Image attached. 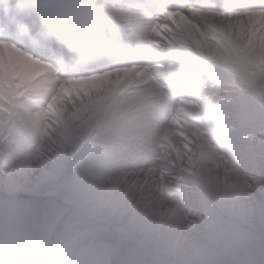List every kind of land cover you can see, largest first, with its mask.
<instances>
[{
	"label": "bare ground",
	"instance_id": "obj_1",
	"mask_svg": "<svg viewBox=\"0 0 264 264\" xmlns=\"http://www.w3.org/2000/svg\"><path fill=\"white\" fill-rule=\"evenodd\" d=\"M55 1L37 0L36 6ZM19 3L0 0V8ZM88 4L101 21L94 31L99 46L132 55L134 65H113L100 73L66 78L59 76L60 64L0 44V140L5 146L0 159V224L2 220L7 224L6 231L0 232V246L10 232H30L36 243L43 241L39 250L45 245L47 255L64 256L61 241L78 227L88 230L81 239L99 245L103 234L95 226L89 229L97 224L109 228L110 237L116 239L129 237L139 244L147 240L151 250L145 253L135 244L133 248L129 242L122 245L127 263L134 250L152 262L202 264L189 250L197 238L186 225L188 211L181 196L180 187L189 176L198 179L194 184L198 196L206 197L219 213L216 219L198 220L193 229L198 241L202 238L203 244L214 246L221 239H231L237 224H249L255 232L263 229L264 205L247 193L258 174L236 165L227 148L215 145L204 129L205 118L220 114L224 107L234 132L249 140L255 131L254 143L264 141V121L250 109L264 111V7L187 9L186 15L173 18L141 14L130 23L125 7H110L102 0ZM126 28L129 37L123 34ZM114 36L116 46L108 42ZM172 48L189 52L193 63L187 64L197 68L177 83L166 79L177 73V68L165 64ZM206 61L212 62V76L218 82L207 97L224 96L226 103L215 104L209 107V115L200 116L192 110L207 109L208 98L202 96L204 86L191 81L193 75L207 74ZM12 91L20 98L10 112ZM174 92H184L179 94L183 98L172 97ZM110 117L120 120L125 129L129 125L132 133L116 134L108 127ZM79 158L93 163L94 176L77 168ZM159 163L173 165L179 175ZM37 185L45 205H56L58 197H65L76 212L63 214L51 230L46 218L37 219L34 211L25 217L24 200L17 195L32 194ZM66 216H75L78 227ZM36 252L37 247L34 254L21 253L6 263L38 264L43 256ZM49 256L39 264H54ZM211 257L205 264L214 260ZM65 264L77 263L66 258Z\"/></svg>",
	"mask_w": 264,
	"mask_h": 264
},
{
	"label": "rangeland",
	"instance_id": "obj_2",
	"mask_svg": "<svg viewBox=\"0 0 264 264\" xmlns=\"http://www.w3.org/2000/svg\"><path fill=\"white\" fill-rule=\"evenodd\" d=\"M31 5V4H29ZM187 18V17H186ZM194 21V20H193ZM196 23V21H194ZM182 37V36H181ZM182 40V39H181ZM186 46H189L187 44ZM173 51L171 52L173 59L178 62L179 64H174L172 60L167 61L166 63H169L170 69H173L174 71L177 70V73L180 75H175V79L173 83L180 82L179 78L181 76H192L193 73L197 72V68H195V64H187V63H193V60H189V56L191 54L189 52H185L183 48H172ZM117 62H120L118 60ZM134 61H130L127 65L124 66H130L134 65ZM206 64H208L207 67V74H205L204 77L196 78L195 75H193V79L191 81V84H197V87L204 86L203 97H207L210 94H213V85L218 83L215 79L216 77L212 76L213 71L211 70L213 67L212 62L206 61ZM102 67H88L83 68L80 71L74 70L71 67L69 69L64 68L63 72L61 73V77H74V76H86L90 74H96L103 72L105 70V66ZM74 73V74H73ZM214 80V81H213ZM182 82V81H181ZM208 86V87H207ZM218 87V86H217ZM208 99H205V105L207 109L198 110L197 107H194L197 114L202 115H209V107L220 104V103H226V97L224 96H215V97H207ZM202 104H204V100H202ZM199 105V104H197ZM220 110V114H217L215 116H210V118H205V120L208 122L207 128L204 130L207 132V136L212 139V142H214L215 145H217L219 148H227V151L229 152V155L231 158L235 161L236 165H241L243 169H247V171L250 174H258L257 180L255 183L248 184V191L247 193L249 196L255 198L260 204L264 205V141H258L259 143H254L255 138V131L251 132V135L249 140L246 138H243L241 134H238L234 129H236L234 126L230 125L229 122L231 120V117L224 114L225 108ZM251 114L260 116V120L264 121V111L258 110L251 106ZM109 120L111 121L110 124H108V127H112L113 131L122 136H129L131 131V127L128 125V130L125 129V126H123L120 123V120L114 119L113 117H110ZM107 122V120H105ZM262 121V122H263ZM131 131V132H130ZM243 135V134H242ZM233 139H230V137H233ZM241 136V137H240ZM4 148V145L2 146V149ZM79 162L78 167L87 169L88 173L90 175L94 176L95 172H97L96 167L93 166L92 162H87L83 158L77 159ZM161 167H167L169 171L172 172L173 175L177 176L179 175V171L173 165L170 164H163L159 163ZM238 165V166H239ZM77 168L75 171L78 173ZM245 169V170H246ZM102 169H100L101 171ZM242 171V169H241ZM246 171V172H247ZM243 172V171H242ZM80 175H84L83 172H80ZM186 181L185 184L180 187L181 188V196L185 199V210L188 211L187 215V221L186 225L190 228L189 232L193 233L192 235L195 236L197 239L195 240L196 244L195 246L189 248L190 251H193L196 255V258L198 259V262H201L202 264H205L206 261L211 257V259L214 256V260L209 262L208 264H264V227L259 232H255V230L251 227L249 224L239 225L237 224L235 228L233 229L231 233V239L228 240H220L215 243L214 246H208L207 243L203 244V239L199 238L193 231V229H196L198 226V220H201V218H210V219H216L218 216L217 209L215 205L208 201L206 197L198 196V190L194 187V184L198 182V179L193 176L185 177ZM20 195H17L18 200H24L22 203L21 208L22 213L26 214L25 217H28L32 214V211H34V207H32L33 202L37 199L42 200L44 199L45 195L41 193L39 197H35L30 193L23 192L19 193ZM53 198V197H51ZM59 201H57L56 205H45L49 208V212L47 216L41 219H45L48 222V228L51 230L53 227L57 224L58 219L63 214H68L69 212H76L73 206H71V202L67 200L65 197H58ZM54 199V198H53ZM32 200V202L30 201ZM34 206V205H33ZM21 210V209H20ZM73 217H68V222L71 223L73 226L78 227V220H75ZM262 224H264V217L261 219ZM88 226L90 223H88ZM91 225V224H90ZM94 226L103 234L101 237H99V241L102 243L98 245L94 240H83L81 239V236L88 233V230H83L82 227H78L76 230L71 232L70 234H67L66 237L61 241V243L65 246V250L68 252V255L72 257L73 260L75 259H81L83 261V258L86 257L88 261H91V256H94L96 259V262H93L95 264H98L101 262V260L104 258V254H101V257L99 256L100 253H98L96 250L100 251L102 249H105L106 252H111V254H105V258L107 260H111L113 252L118 256L116 259L119 261L120 264H171L167 261H151L147 260L144 256L140 255V253L134 252V250L131 251V258L128 259V263L125 261V256H128L127 252L125 251V256L121 253L123 251L122 245H127L126 243L129 242V245L131 248L132 246H136V248L140 249L141 253H145L147 250H151L150 244L145 240L144 242H141V244L137 242L131 241L129 237H126L127 239H116L112 236L110 237L107 229L109 228H98L97 224H92L89 226V229H94ZM95 228V229H96ZM43 233V232H42ZM43 235H45L43 233ZM83 235V236H84ZM127 236V235H125ZM120 237V236H119ZM66 239V240H65ZM123 242V243H122ZM152 245V244H151ZM202 247L201 249H199ZM223 247H227V251L225 252L222 250ZM241 248H244V251L241 250ZM90 250V252H88ZM95 250V251H94ZM247 252L246 254L241 252ZM90 253V255H89ZM236 253V254H235ZM208 257V258H207ZM250 258V259H249ZM255 263H253L252 261ZM63 261L62 259L58 260L56 259L54 261ZM81 261V260H80ZM81 263V262H80Z\"/></svg>",
	"mask_w": 264,
	"mask_h": 264
},
{
	"label": "clouds",
	"instance_id": "obj_3",
	"mask_svg": "<svg viewBox=\"0 0 264 264\" xmlns=\"http://www.w3.org/2000/svg\"><path fill=\"white\" fill-rule=\"evenodd\" d=\"M68 20L61 32V41L77 47L87 39V30L97 26L96 15L88 0H66L60 9Z\"/></svg>",
	"mask_w": 264,
	"mask_h": 264
},
{
	"label": "snow or ice",
	"instance_id": "obj_4",
	"mask_svg": "<svg viewBox=\"0 0 264 264\" xmlns=\"http://www.w3.org/2000/svg\"><path fill=\"white\" fill-rule=\"evenodd\" d=\"M37 18V12L32 8V6L24 4L0 14V27L7 25L18 29L22 24L36 20ZM31 192L35 197H39L41 195V189L38 185L33 187ZM33 205L34 213L37 219L47 216L49 208L46 207L42 201L37 199L33 202Z\"/></svg>",
	"mask_w": 264,
	"mask_h": 264
}]
</instances>
